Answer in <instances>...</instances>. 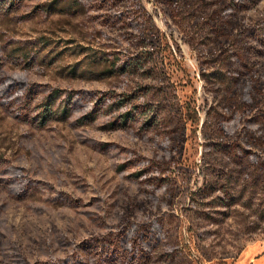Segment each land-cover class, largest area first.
Returning a JSON list of instances; mask_svg holds the SVG:
<instances>
[{"label": "rangeland", "instance_id": "rangeland-1", "mask_svg": "<svg viewBox=\"0 0 264 264\" xmlns=\"http://www.w3.org/2000/svg\"><path fill=\"white\" fill-rule=\"evenodd\" d=\"M0 264H264V0H0Z\"/></svg>", "mask_w": 264, "mask_h": 264}, {"label": "trees", "instance_id": "trees-1", "mask_svg": "<svg viewBox=\"0 0 264 264\" xmlns=\"http://www.w3.org/2000/svg\"><path fill=\"white\" fill-rule=\"evenodd\" d=\"M9 1H11L13 3L14 0H9Z\"/></svg>", "mask_w": 264, "mask_h": 264}]
</instances>
